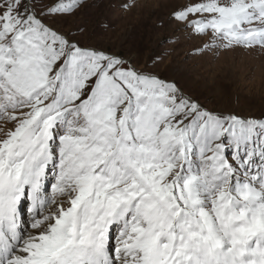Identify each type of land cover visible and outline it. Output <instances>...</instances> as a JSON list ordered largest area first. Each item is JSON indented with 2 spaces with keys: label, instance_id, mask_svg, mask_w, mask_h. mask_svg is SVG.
Returning <instances> with one entry per match:
<instances>
[{
  "label": "snow or ice",
  "instance_id": "1",
  "mask_svg": "<svg viewBox=\"0 0 264 264\" xmlns=\"http://www.w3.org/2000/svg\"><path fill=\"white\" fill-rule=\"evenodd\" d=\"M84 4L0 0V264H264V110L66 28ZM168 19L193 55L264 53V0Z\"/></svg>",
  "mask_w": 264,
  "mask_h": 264
},
{
  "label": "rangeland",
  "instance_id": "2",
  "mask_svg": "<svg viewBox=\"0 0 264 264\" xmlns=\"http://www.w3.org/2000/svg\"><path fill=\"white\" fill-rule=\"evenodd\" d=\"M124 2L85 0L82 15L69 17L65 27L83 21L93 43L121 51L141 67L155 65L210 105L233 107L238 100L241 110H264V53L193 55L199 41L187 38L168 19L176 0H129L135 4L131 9L121 7ZM97 22L103 27L96 28Z\"/></svg>",
  "mask_w": 264,
  "mask_h": 264
}]
</instances>
